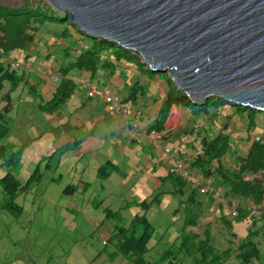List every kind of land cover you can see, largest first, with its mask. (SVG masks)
<instances>
[{"label":"trees","instance_id":"obj_1","mask_svg":"<svg viewBox=\"0 0 264 264\" xmlns=\"http://www.w3.org/2000/svg\"><path fill=\"white\" fill-rule=\"evenodd\" d=\"M23 1L24 4L19 7L0 5V218L4 220H12L11 217L23 214L25 206L20 198L32 194L31 189L45 192L54 181L60 182L64 173L59 170L62 164L60 160L54 167L50 164L55 153L51 151L52 154L47 156H36L33 168L19 177L17 169L22 155L30 145L39 147L36 142L41 136H33L29 131H16L9 125L8 119L25 124L14 116L19 113L14 107L27 99L29 102L38 101L37 107L43 111L51 114L58 111L74 93V72H86L92 77L97 68L104 67V62L108 63L110 54L118 61L133 62L140 74L148 77L161 74L149 70L140 57L122 47L104 39L89 36L90 39H86L85 33L77 34L74 30L73 34L70 29L75 26L68 23L67 15L55 13L43 0ZM47 35L67 40L70 47L84 45L85 42L91 45L76 56L71 54L73 57L70 60H63L61 63H65L56 67L34 66L30 61H25L33 52L32 46L36 41L42 42ZM67 51L65 49V53ZM25 70L34 71L42 77L47 75L50 79H59L51 98H40L41 94L35 91L36 85L30 83V76ZM85 79L77 81V87L84 90L86 97L102 100L107 113L122 117L124 125L130 130L136 129L140 139L145 137L143 140L152 144L149 135L155 134L153 145L161 148V156L166 157L168 165L164 175L155 177L158 184L153 190H160L164 186L169 194L180 193L175 209L179 214L175 223L160 231L146 216L153 203H161L162 191H155L149 194L150 199L143 198L136 202L141 206V213L134 214L129 220L125 219L122 207L117 206L115 201L103 205L104 192L113 183L112 179L118 176L124 180L136 175L137 170L141 171L132 160L121 165L107 157L97 164L92 179L84 176L86 165H83L84 168L81 165L80 168L69 166L68 175L72 179L77 176L78 181L63 177L59 191L60 197H71L77 201L75 208L65 207L70 213L69 223L65 224L68 228L77 229L83 224L78 221L86 217L83 214L85 203L88 209H95L93 215L99 218V222L85 223L93 226L88 237L98 238L99 241L93 243L90 239L81 247L79 240H76L72 243L74 248L51 255L55 260L41 255L39 250L32 252L30 246L26 252L18 253L17 249L11 252V248H2L0 264H264V127L259 126L258 117L261 111L241 106L228 110L227 102L213 97L204 104L196 105L171 85L158 117L145 130L139 131L136 126L140 120L139 113H131L129 117L121 116V112L110 113L109 104L103 98L89 95L88 85H94L89 78ZM101 89L115 94L120 107L130 111L129 104L134 103L135 94L134 97L130 94L129 98H121L112 89ZM174 104L186 107L194 120L174 133L171 130L164 132L170 108ZM241 120L247 123L245 129L234 130V124H243ZM250 132H254L257 139L251 138ZM181 137L184 138L182 145L191 148L190 153L187 159L172 158L169 147L161 143ZM81 141L74 144L73 152H77ZM42 163H45L43 167ZM143 163L146 168L153 166V171L157 170V163L154 164L151 159L144 158ZM124 165L130 168L122 169ZM57 170L58 175H53ZM45 174L50 176L43 182ZM152 183L154 186L155 183ZM109 193L113 194L110 190ZM205 204L209 207L208 213L215 212V220L209 214H204ZM215 221L219 225L218 233L211 230ZM241 221L245 223V230L238 232L233 222ZM171 228H177L173 236L169 235ZM14 242L18 245V239ZM88 245L93 246L89 248Z\"/></svg>","mask_w":264,"mask_h":264},{"label":"water","instance_id":"obj_2","mask_svg":"<svg viewBox=\"0 0 264 264\" xmlns=\"http://www.w3.org/2000/svg\"><path fill=\"white\" fill-rule=\"evenodd\" d=\"M69 24L167 73L196 104L264 112V0H46Z\"/></svg>","mask_w":264,"mask_h":264},{"label":"crops","instance_id":"obj_3","mask_svg":"<svg viewBox=\"0 0 264 264\" xmlns=\"http://www.w3.org/2000/svg\"><path fill=\"white\" fill-rule=\"evenodd\" d=\"M68 26L70 25L68 24ZM71 28L72 29H70V31L73 34V30L79 34V31L76 30L75 27L73 28L72 26ZM36 42L37 43L32 46L33 52L31 55H29L28 58H25L27 60H23L30 61L34 66L44 65L45 68H49L51 66L56 67L58 64H64L66 59L70 60L71 57H73L71 54L76 56L81 50H84L91 45V43L85 42L84 45L70 47V45L67 43V40L65 41L64 39H58L52 35L44 36L42 42ZM65 49L66 51L68 49L66 53ZM63 60L65 62L61 63ZM108 60V63L104 62V67L96 69V73L92 77H89L88 73L86 72L82 74L79 71H75L72 77L76 83L74 93H72L70 98L61 106L58 111L52 114L39 109L37 107L38 101L29 102L26 99L23 102H20L17 107H14L15 110L19 111L18 117H29L32 119L37 115L39 116L40 123H46V129H41L36 122L33 123L34 128H36L34 130H28L26 125L21 123L23 126L22 131H29L33 136L40 135L41 138L36 142V145L39 146L44 145L42 143L43 141L47 142V135L49 133L60 131L58 135L59 139L57 138V141L54 143V145L56 147H63L66 145V151L70 152L73 151L72 149H75L73 147L74 144L77 141L82 140L80 147H77L78 150L76 149L77 152H72V157H69L66 160L59 159L64 166L66 165L69 167L75 165L76 168L78 167L77 165L79 161H81L87 153L96 155V158L99 159L95 160L91 158L88 164L89 167H94V163L102 161L103 159H100L99 153L100 147L104 150H110L112 147H114V153L121 155V161H113L123 165V159L133 154L128 149L129 144L137 141V143L140 145V150L145 151V153H148V155L150 154L146 158L151 159L154 164H158L157 170L155 172L153 171V166L148 167V172L152 170V174H150V181L154 182V187H156L158 181H156L155 177L157 175H164L168 165V162L165 159L166 157L161 156V148H159L158 145H153L155 142L150 144L151 142H146L143 140L146 139L145 137L140 139L137 136L138 134L136 133V129L130 130L124 125V123H122L124 121L122 117L118 119L117 117L109 115L107 113L106 104L102 100L97 99V101H94V99L86 97L84 95V90H81L77 87V81L80 82L87 77L91 80L95 87L112 89L113 91L117 92L121 98H129L130 94H132V96L135 94L134 103L129 104V106H131L133 111L132 113H139L138 115L140 116V120L137 128L139 131L145 130L146 126L149 125L154 120V118L158 117L164 96L168 92L169 86L174 85L169 81L168 77L164 81H161L158 77H148L144 73L140 74L133 62L123 59L118 61L113 57L112 54L108 56ZM25 72H27V74L30 76V83L33 82L36 85L35 91L41 94L40 98L45 100L51 98L59 79L57 77L55 79H50L47 75L42 77L34 71L25 70ZM82 75H84V77H82ZM153 83L155 86H151ZM152 90H156V92L151 93ZM24 95L27 96L25 92ZM87 103L92 106V111L90 110V106H88ZM39 111H42V115H40ZM192 119L193 116L186 107L182 105H172L169 116L165 123L164 132L171 130L174 133L182 127L188 125ZM120 125L121 127H119ZM117 127H119V130L122 132L114 135L112 129ZM111 138H113V140L117 138V144L113 143L106 149V145L109 143L111 144ZM123 141L124 144H122ZM182 141L183 139L180 138V140L172 142L170 147L166 145L169 147L176 159H187L188 154L190 153L191 148H185L184 145H182ZM66 151H64L65 154ZM75 157L76 159H74ZM108 158L111 157L108 156ZM129 168L130 167L126 166L122 167V169L126 170Z\"/></svg>","mask_w":264,"mask_h":264},{"label":"rangeland","instance_id":"obj_4","mask_svg":"<svg viewBox=\"0 0 264 264\" xmlns=\"http://www.w3.org/2000/svg\"><path fill=\"white\" fill-rule=\"evenodd\" d=\"M43 2L48 3L46 2V0H43ZM23 4H24L23 0H0V5L19 7L22 6ZM56 24L58 25V23ZM43 29L44 27L41 29V31H43ZM79 32L83 34V32L81 31ZM86 39H90V38L86 36ZM166 76H168L167 73H161L159 76L156 77H158L159 80L164 81L167 78ZM151 86H155L154 83L151 84ZM155 92L156 90L151 91V93H155ZM93 99L94 101H97L98 97H95ZM87 105L90 106V110L92 111L93 110L92 106L89 103H87ZM177 106H181V105L177 104ZM233 107L237 108L238 106L229 103L226 105V109L228 110H230ZM129 110L130 113L128 115H131V113L133 112L131 106H129ZM39 113L40 115H42V111H39ZM238 114H240V116L243 117V115H241L240 112ZM258 115H259L258 117L260 118L259 126L264 127V113L258 112ZM14 116L18 117L16 114ZM114 117H117L118 119L120 118L117 115H114ZM18 118L22 119L23 122H25V125L28 130L36 129L33 126V123L35 122L40 126L41 129L45 128L46 126L45 122H41V123L39 122L40 121L39 116L37 115L34 116L32 119L29 117H18ZM226 119L224 121H226ZM255 119H257V115L255 116ZM8 120H9V125L14 130L19 131L23 129V126L21 125V121L13 122L11 119ZM212 122L213 121H211V123ZM241 122L243 123V120H241ZM255 122L256 121L254 120V123ZM122 123L125 124V122ZM246 125H247L246 122H244L242 125H239V122H237L232 127L234 130L241 129V131H243ZM136 126H138V124ZM119 127H121V125ZM119 127L112 129L114 135H117L122 132L121 130H119ZM59 133L60 131L49 133L47 135V142L46 141L42 142L44 145H41L39 147L30 145L31 147H29V149L26 150V153L22 155L20 167L17 169V173L19 174V177H22L24 174H26L33 168L35 164L36 156H41V155L47 156V154H52L51 151H54L55 153L50 160V164H52L53 167L60 158L62 160H66L69 157H72L73 151L72 152L66 151V145H64L63 147L62 146L56 147L54 145V143H56L57 141ZM178 140H180V138L176 139L175 141ZM175 141L163 140L161 144L162 146L168 145L170 147L171 143ZM113 143L117 144V138L114 140L113 138H111V144L110 143L107 144L106 149L108 148L109 145H112ZM122 144H124V141L122 142ZM128 149L133 154L123 159V163L126 165L127 163H129L130 160H132L133 163L138 164L139 170L141 171L137 170L136 175L124 180L118 176L112 179L113 183L109 186V189L104 192L105 196H104L103 205L115 201V204L117 206L122 207L123 216L125 217V219L129 220L132 216H134V214L141 213V208H140L141 206L138 205L136 202H139L143 198L150 199L149 194L155 193V191L158 192L162 191V193H160L161 203L157 205L153 203L152 206H150V208L146 211V216L155 225L158 226V229L160 231L163 230V228L167 225L172 226V224L175 223L174 221L175 218L179 214L176 213L175 209L178 204L177 201L179 199L180 193L177 195L169 194L166 192L167 190L164 189V186L161 187L160 190H157V188L153 190L154 186L153 183L150 181V171L148 172V168H146L147 166H145L143 163L144 158L146 159V157L149 156L150 154L149 155L145 154V151L140 150V145L139 143H137V141H134L132 144H129ZM64 151H66V154ZM99 153H100V159H104L110 156L113 160H116L118 162L121 161V155L114 153V147H112L110 150H104L100 147ZM170 157L173 158L174 156H170ZM91 158L95 160H99L96 158V155L87 153L84 156V158L81 161H79L77 165L78 168H80V165L88 166L87 169L85 170L84 176H87L90 179L94 178L97 164L101 162L99 161L98 163H94V167H89L88 164ZM74 159H76V157ZM133 163L131 165H133ZM44 164L45 163H42L41 167H43ZM59 168H60L59 170H62L64 172L60 182L54 181L53 184H50L46 188L45 192H39L37 188H33L31 189L33 191L32 194L28 193L26 197L20 198V201H22V204L25 206L23 214H21V216L19 217L13 216L11 217L12 220L11 219L4 220L3 218H0V247H1L0 249L11 248L10 250L11 252L17 249V253H18L20 251L26 252V248L30 246L32 252L39 250L42 253L41 255H44L46 257H51V255L61 254L63 250L74 248L75 245H73L72 243L75 242L76 240H79L81 247H84V245H86L87 241L90 239L93 243H97V241H99L98 238L92 239L90 238V236L88 237V234L91 232L93 226L89 225V223L86 224L85 222L98 223L99 218L93 215L95 209L92 207L88 209L86 203H85L86 205L84 204L83 206V214H85L86 217L84 220L81 219L78 221V223H83V224H80L77 227V229H70L65 225L66 223H69L68 216L70 214L69 211L66 210L65 206H72L73 208H75L77 201L73 200V198L71 197H69L68 199L66 197H60L59 195L60 186L64 181L63 177L67 178L66 180H72V181L74 180L78 181V178L77 176H75V179L74 178L72 179L70 175H68L69 174V172L67 173V170L69 169L68 166L66 165L64 166L63 164H61ZM58 173L59 171L57 170L56 172L53 173V175L57 176ZM44 176L45 178L43 182L49 179L50 174H45ZM109 190L112 191L113 194H110ZM208 210L209 207H207V204H205L204 214L206 213L209 214L212 217V219L215 220L216 219L215 212L208 213ZM233 225L235 230L238 232L245 230L244 221L233 222ZM176 230L177 228H171L169 230V235L173 236ZM200 230L201 227L199 231ZM211 230L214 233H218L217 230H219V225L216 224V221L212 224ZM13 238L14 241L18 239V245L15 244ZM92 246L93 245H88L89 248H91ZM53 258L52 260H55ZM49 261L50 260L48 259V262Z\"/></svg>","mask_w":264,"mask_h":264},{"label":"built area","instance_id":"obj_5","mask_svg":"<svg viewBox=\"0 0 264 264\" xmlns=\"http://www.w3.org/2000/svg\"><path fill=\"white\" fill-rule=\"evenodd\" d=\"M88 88H89L90 96H94V95L100 96L101 98L104 99L105 102L109 104L108 110L110 111V113L121 112L123 117L130 116L128 115L130 111H128L125 107H120V105L118 104V98L112 92L90 85H88ZM249 135L251 138L255 137L257 139L258 137L254 135V132H250ZM155 138H156L155 134L149 135L150 140H155Z\"/></svg>","mask_w":264,"mask_h":264},{"label":"clouds","instance_id":"obj_6","mask_svg":"<svg viewBox=\"0 0 264 264\" xmlns=\"http://www.w3.org/2000/svg\"><path fill=\"white\" fill-rule=\"evenodd\" d=\"M48 4V3H47ZM117 113H119V112H117ZM121 116H122V114H121ZM152 142H154L155 140H151Z\"/></svg>","mask_w":264,"mask_h":264}]
</instances>
